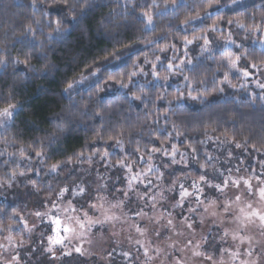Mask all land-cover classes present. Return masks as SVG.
Returning <instances> with one entry per match:
<instances>
[{
    "label": "clouds",
    "instance_id": "1",
    "mask_svg": "<svg viewBox=\"0 0 264 264\" xmlns=\"http://www.w3.org/2000/svg\"><path fill=\"white\" fill-rule=\"evenodd\" d=\"M0 264H264V0H0Z\"/></svg>",
    "mask_w": 264,
    "mask_h": 264
}]
</instances>
